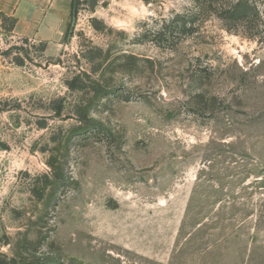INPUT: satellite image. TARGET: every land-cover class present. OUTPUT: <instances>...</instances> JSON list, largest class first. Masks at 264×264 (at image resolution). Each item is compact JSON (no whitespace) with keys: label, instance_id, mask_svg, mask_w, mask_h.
<instances>
[{"label":"rangeland","instance_id":"rangeland-1","mask_svg":"<svg viewBox=\"0 0 264 264\" xmlns=\"http://www.w3.org/2000/svg\"><path fill=\"white\" fill-rule=\"evenodd\" d=\"M77 1L56 56L0 19V262L264 264V41Z\"/></svg>","mask_w":264,"mask_h":264},{"label":"crops","instance_id":"crops-1","mask_svg":"<svg viewBox=\"0 0 264 264\" xmlns=\"http://www.w3.org/2000/svg\"><path fill=\"white\" fill-rule=\"evenodd\" d=\"M72 0H0L1 15L14 18L13 32L45 42L49 56L63 49Z\"/></svg>","mask_w":264,"mask_h":264},{"label":"trees","instance_id":"trees-1","mask_svg":"<svg viewBox=\"0 0 264 264\" xmlns=\"http://www.w3.org/2000/svg\"><path fill=\"white\" fill-rule=\"evenodd\" d=\"M199 5L201 11L207 10L208 16H216L222 20L226 28L230 31L240 32L248 37L257 38L264 41V0H194ZM79 1L72 0L70 15H74L78 7ZM205 8V9H204ZM9 18L1 15V19ZM12 24L10 31H13L15 19L10 18ZM67 30L65 36L67 35ZM24 41H29V38L24 37ZM47 44L40 42V51L44 56ZM17 63L23 64L22 58ZM0 264H8L5 259Z\"/></svg>","mask_w":264,"mask_h":264},{"label":"water","instance_id":"water-1","mask_svg":"<svg viewBox=\"0 0 264 264\" xmlns=\"http://www.w3.org/2000/svg\"><path fill=\"white\" fill-rule=\"evenodd\" d=\"M96 4H97V0H90V6H91L92 10H95Z\"/></svg>","mask_w":264,"mask_h":264}]
</instances>
